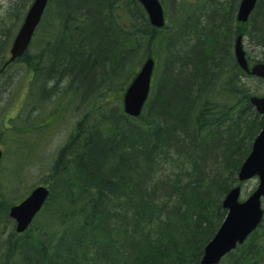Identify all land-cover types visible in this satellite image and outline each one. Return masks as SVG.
I'll return each mask as SVG.
<instances>
[{
	"label": "trees",
	"instance_id": "trees-1",
	"mask_svg": "<svg viewBox=\"0 0 264 264\" xmlns=\"http://www.w3.org/2000/svg\"><path fill=\"white\" fill-rule=\"evenodd\" d=\"M31 1L0 8L1 66L15 17ZM161 2L177 15L162 28L138 0L47 3L12 66L31 74L21 119L0 126V264H199L264 125L249 101L264 80L243 71L233 52L242 35L259 50L246 53L248 65L264 63V13L258 2L242 23L237 0ZM147 58L155 62L149 97L131 117L122 95ZM12 67L0 70V84ZM65 121L70 131L47 176L30 183L48 185L49 197L17 233L8 210L29 188L14 176L42 146L29 134ZM263 221L226 264H264Z\"/></svg>",
	"mask_w": 264,
	"mask_h": 264
},
{
	"label": "water",
	"instance_id": "water-1",
	"mask_svg": "<svg viewBox=\"0 0 264 264\" xmlns=\"http://www.w3.org/2000/svg\"><path fill=\"white\" fill-rule=\"evenodd\" d=\"M48 0H34L29 7L23 23L16 34L11 48L10 59L21 56L26 50L35 32ZM143 7L149 23L155 28L164 25V12L160 0H138ZM256 0H242L237 9L236 19L245 23L255 7ZM234 57L237 65L245 72L264 80V63L248 66L243 49L242 37L238 36L234 44ZM154 62L152 58L144 60L138 72L128 84L122 98V107L126 115L137 117L140 114L150 92ZM250 104L255 111L264 116V93L251 96ZM2 151L0 149V160ZM257 178L256 188L240 200L241 187H233L224 197L222 206L226 215L214 236L204 246L199 264H218L223 256L243 243L248 235L261 223L263 209L261 199L264 197V126L254 138L250 152L241 164L237 174L238 181L244 182ZM49 194L48 188L38 186L27 197L10 207L8 216L15 222V231L22 233L31 224L33 218L42 208Z\"/></svg>",
	"mask_w": 264,
	"mask_h": 264
},
{
	"label": "rangeland",
	"instance_id": "rangeland-1",
	"mask_svg": "<svg viewBox=\"0 0 264 264\" xmlns=\"http://www.w3.org/2000/svg\"><path fill=\"white\" fill-rule=\"evenodd\" d=\"M10 1V0H9ZM161 1V0H160ZM8 4V0H0V7H5ZM6 31V29H5ZM243 46L246 53L250 56H259V50L256 47H252L246 39H243ZM10 43V42H9ZM8 43V44H9ZM5 47L8 51L10 45ZM31 74L26 72L21 67H12L6 74L5 79L9 78L11 81L9 83L0 84V126L4 124L5 120L8 118L21 119L23 113V103L27 93L28 82ZM263 92H261L262 94ZM260 94V95H261ZM34 116L36 114H33ZM24 116V115H23ZM70 127L68 122H64L57 128L50 130H42L36 127V133H30L31 137L36 139L38 146L42 145L36 150V155L33 159L29 158L27 171L21 173V175H15V182L21 184L28 183H39L44 176L45 167L50 162L51 157H54L57 149L64 143L66 136L69 134ZM46 134H49L47 139H45ZM41 135V136H40ZM44 136V137H43ZM2 134L0 135V142L3 140ZM45 139V141H44ZM2 147L0 146V149ZM2 150V149H1ZM9 153V152H8ZM8 159L13 158L12 155L7 154ZM53 159V158H52ZM41 162V163H40ZM26 166V164H25ZM257 186V179L253 178L241 185V200H244ZM16 192L8 194V198L14 197ZM262 208L264 209V197L261 200ZM262 230H264V221ZM219 264H226L223 260Z\"/></svg>",
	"mask_w": 264,
	"mask_h": 264
},
{
	"label": "bare ground",
	"instance_id": "bare-ground-1",
	"mask_svg": "<svg viewBox=\"0 0 264 264\" xmlns=\"http://www.w3.org/2000/svg\"><path fill=\"white\" fill-rule=\"evenodd\" d=\"M34 0H32L31 1V3L26 7V10L24 11V16L26 15V13H27V11H28V9H29V7L31 6V4H32V2H33ZM241 1L242 0H237V4H238V7H239V4L241 3ZM49 2V0L47 1V3ZM259 2V4H260V11H259V15L260 14H262V13H264V0H256L255 1V6H256V4ZM161 3V2H160ZM161 5H162V9H163V12H164V25H165V22H166V20H165V18H166V15H168V16H171V18H173L174 17V15L176 14V12H175V10H174V5L172 4V3H169L168 4V6L167 7H165L164 6V4H162L161 3ZM46 6H47V4H46ZM45 6V7H46ZM238 7H237V9H238ZM255 8V7H254ZM0 14H2V13H0ZM236 14H237V11H236ZM23 16V17H24ZM174 18H177V15L174 17ZM0 20H1V16H0ZM14 23H17L18 24V26L16 27V31H15V33L17 34L18 33V31H19V29H20V27H21V25H22V23H23V18L21 19V20H17L16 19V17H15V21H14ZM13 23V24H14ZM163 25V26H164ZM162 26V27H163ZM161 27V28H162ZM0 28H1V21H0ZM238 36H241L242 37V35H237V37ZM236 37V38H237ZM13 38V36L11 37V39ZM32 40H33V36H32V38H31V40H30V42H29V44H28V46H27V48H26V50L23 52V54L21 55V56H19V58H21L26 52H27V50H28V48H29V46H30V44H31V42H32ZM233 52H234V50H233ZM34 53H35V51H34ZM153 62H154V60H153ZM154 67H155V62H154ZM153 67V68H154ZM153 75V74H152ZM134 78V77H133ZM132 78V79H133ZM131 79V80H132ZM131 82V81H130ZM129 82V83H130ZM128 86V85H127ZM127 86H126V88H127ZM126 88L124 89V92H123V95H124V93H125V90H126ZM123 95H122V98H123ZM147 100H148V98H147ZM147 100H146V102H145V104H144V106H143V108L141 109V111H140V114L137 116V117H139L140 115H141V113H142V111H143V109H144V107H145V105H146V103H147ZM132 117V116H131ZM251 149V148H250ZM249 152H250V150H249ZM249 152H248V154H249ZM35 153H36V151H35ZM33 154V155H31L29 158L30 159H33L34 158V156L36 155V154ZM248 154H247V156H248ZM246 156V157H247ZM246 157H245V159H246ZM29 158L27 159V161H29ZM245 159H244V161H245ZM243 161V162H244ZM21 170H27V167L26 166H24V167H22V168H20ZM47 171L45 170V172H44V177H45V175L47 176ZM34 185V184H33ZM32 185V186H33ZM24 186L28 189V192L27 193H25V194H23V196H22V198H21V200L19 201V202H21V201H23L26 197H27V195L34 189V188H36V187H38V186H44V187H46V188H48V190H49V193H50V187L48 186V185H46V184H39V185H34L33 187H31L30 186V183L28 184V185H26V184H24ZM30 186V187H29ZM23 187V186H22ZM48 197H49V194H48ZM48 197H47V199H48ZM46 199V200H47ZM18 202V203H19ZM46 202V201H45ZM44 202V203H45ZM18 203H16V204H18ZM15 205V204H14ZM44 205V204H43ZM13 206V205H12ZM10 209V208H9ZM9 217V216H8ZM11 219V218H10ZM34 219V218H33ZM33 221V220H32Z\"/></svg>",
	"mask_w": 264,
	"mask_h": 264
},
{
	"label": "flooded vegetation",
	"instance_id": "flooded-vegetation-1",
	"mask_svg": "<svg viewBox=\"0 0 264 264\" xmlns=\"http://www.w3.org/2000/svg\"><path fill=\"white\" fill-rule=\"evenodd\" d=\"M0 8H2V7H0ZM15 31H16V28L14 29V31H13V34H12V36L14 37L15 36ZM12 40H13V38L12 39H10V43L8 44V46L9 45H11V42H12ZM0 52H1V49H0ZM5 58L3 59V65L1 66V60H0V66H1V68H0V70H6V69H8L9 67H12L13 66V62L12 63H9V64H7V65H5V63L7 62V59H8V57H9V50L8 51H6L5 50ZM4 67V69H2ZM252 234V233H251ZM246 243V241H244L241 245H239V246H242L243 244H245ZM248 245V244H247ZM238 247V246H237ZM237 247L233 250V252L234 251H237ZM225 258H221V261L219 262V263H221L223 260H224ZM218 263V264H219Z\"/></svg>",
	"mask_w": 264,
	"mask_h": 264
}]
</instances>
